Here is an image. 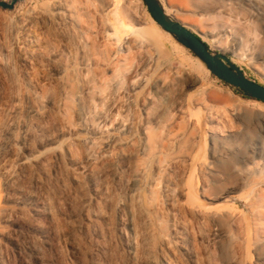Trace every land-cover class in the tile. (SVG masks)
Masks as SVG:
<instances>
[{"label": "rangeland", "instance_id": "374dc122", "mask_svg": "<svg viewBox=\"0 0 264 264\" xmlns=\"http://www.w3.org/2000/svg\"><path fill=\"white\" fill-rule=\"evenodd\" d=\"M159 1L264 86V0ZM125 4L151 24L142 0ZM30 8L40 11L36 22L15 6L0 8V264H264V243L254 244L264 238V200L257 198L264 160L247 147L256 134L254 101L262 108L264 102L211 75L172 36L174 43L160 38L165 54L149 50L153 62L143 67L145 47L135 56L126 42L107 38L111 0H30ZM88 33L125 59L107 80H91V102ZM183 59L199 62V70L188 80H170ZM161 60L165 66L153 72ZM138 62L135 104L125 79ZM151 74L156 87H144ZM163 81L174 82L161 90ZM109 86L115 96L104 91ZM77 106L80 118L71 113ZM228 107L240 108V117L227 114ZM215 109L226 110L216 115ZM99 114L115 120L103 125ZM211 125L225 135L237 172L211 159L205 143ZM131 128L133 146L112 161L111 135L126 136ZM73 133L82 142L71 140ZM205 158L208 168L199 166ZM190 182L196 192L187 199ZM226 187L236 200L217 199ZM210 213L221 219L214 222Z\"/></svg>", "mask_w": 264, "mask_h": 264}, {"label": "bare ground", "instance_id": "6f19581e", "mask_svg": "<svg viewBox=\"0 0 264 264\" xmlns=\"http://www.w3.org/2000/svg\"><path fill=\"white\" fill-rule=\"evenodd\" d=\"M29 1L30 0L18 1L16 3V5H14L15 6V12L18 13L19 16H21V17L23 16L27 22H36L40 16V11H38L35 8L26 9V5H27V3H29ZM252 3H253V0H252ZM111 7L112 8L110 10V17L108 18V22L106 21L107 23L110 24V27H111L110 32H107L108 30H105L107 32V33L105 32L107 34V38L114 39L115 44L116 43L121 44L123 42H126L125 44H127L126 47L128 50V51L126 50L127 54L131 52V53H135V56H136V53H138L137 52L138 47H145L147 49L146 50L147 54L144 53L145 55L143 58L144 59L143 67L145 65H148L151 62H153V56H152L153 54L149 53V50L154 49L155 54H156V50L165 54L164 49L162 48L163 46H162L161 39H160L161 37H164L165 40L170 42V43H174L173 40L171 39V35L169 33L165 32L156 23V21L154 19L151 18V21H150L151 24L148 25L142 19L138 18L133 13L132 9L127 7V5L125 4V0H111ZM165 10L167 12H169L168 9H165ZM43 17H44V14H43ZM126 20H128L129 23H126ZM18 28H19V25H18ZM85 29L87 30V28H85ZM104 34H103V36H104ZM106 34H105V37H106ZM132 37H134V38H132ZM88 38H89V45L87 44L88 46L86 48V51H84V52H85L86 61H87L86 66L88 64H91L93 77L92 76L90 77L89 84H88V86L85 87V95L87 96L88 101L91 102L92 97H91L90 93H94L93 92L94 86H92L91 80H98L99 82H101L103 80H107V76H111L114 73L115 69L117 67H119V65H121L122 61H124L125 59L120 58L119 54L115 50L112 49L113 48V47H111L112 45L110 46L108 43L107 44L104 43L103 45H99V43H97L96 38L94 37L93 34L88 33ZM238 39H239V43L241 45H243L244 43L247 42L246 38L239 37ZM140 49L141 48H139L138 51H140ZM83 57H84V55H83ZM259 57L264 58V56H262V55H259ZM136 61H137V59H136ZM165 63H166V60H161L160 62H157L156 64H154V69L152 68L154 70L153 72L159 70L162 66H165ZM123 64H125V63H123ZM86 66H85V71L87 72L88 69L86 68ZM199 67H200L199 62L191 63V62H188L187 60L183 59V62L181 63L180 68L174 72L173 77L170 80H188L190 77L192 78V76L194 75V70H196V69H197V71L199 70ZM138 69H140L139 68V62H138V68H134V70H132V72L129 75H127L128 77L125 79L128 82L127 89H129V91H131L132 97L134 99L133 102H135V104H137L140 101L139 100V94H138L139 92L137 90H135V88L132 87L131 84L135 81L133 79L136 77L137 71H139ZM157 80H159V79L157 77H153V75L151 74L150 76H148L147 78H145L142 81L143 86L144 87H152V86L156 87ZM173 82L174 81H172V82L171 81L170 82L163 81L161 90H166L168 87H170L172 85ZM110 87L111 86L105 88L104 91L107 92V89H109V92H107V95L115 96L116 95L115 91L113 92L110 89ZM96 95L101 96V92L97 91ZM100 96H99V99H101ZM261 106L262 105H260L259 102L254 101V107H256L255 108L256 111L253 114L251 124H252L253 128L255 129L256 134L254 135V137H250V139L247 142V147H249L250 150L254 154H257L260 158H262L264 160V108H262ZM226 109H224V110L222 109V112L224 113ZM215 110H216L215 111L216 115L218 114L217 112H220V114L222 113L221 110L220 111H217L218 109H215ZM212 111H214V110H212ZM226 111H227L226 112L227 114L229 111L230 114H232L236 117H240L241 112H240V108H238V107H228V109ZM71 113L80 118L83 115V109L81 107H78V106L72 107ZM114 120H115V118L112 121L108 122L107 119L100 114L96 117L97 122H103L104 123L103 125H107V126H111L112 122ZM197 121L199 123V120H197ZM80 136L81 135L78 136V134L73 133L70 139L80 142L82 140L81 138H79ZM135 137H136V129H133V128L129 129L128 134L126 136H120L118 134L113 133L110 137V141L108 143V146H110L111 148H115L117 151H116V153L110 155L111 160L112 161H119V160L123 159L126 154L124 155V152L122 151V149L127 148V147H132L134 144V141H135ZM224 141H226L225 135H222V137L219 136L217 134V131L215 130V128L212 127V125H211L210 134L208 135V138L206 139V142H205L207 145V148L209 150V154L211 156V159L215 160L216 162H219L221 164H224L223 165L224 170L230 169L232 171L237 172L238 169L236 168V161L234 159H231L228 156V154L225 152L226 147L224 146ZM65 142L67 143L68 140H66ZM132 156H134V155H130V157H132ZM87 159L89 160L90 164H92V165L96 164V162L93 159H91V158H87ZM241 159H243V158H241ZM209 163H210V161L208 162V160L205 158L202 161L200 160L199 166L204 167V168H208ZM191 179H192V177H190V180ZM148 181L150 182L151 180L149 178H146L145 182H148ZM191 182H193V180ZM191 182L189 184H187V187L184 184V186L186 187V190H185V187L183 188L186 191V192L185 191L184 192L186 193L185 196L187 197V199L188 198L191 199L193 194L196 192V190H195L196 186ZM140 197L142 198V201L144 203V201H145L144 195L142 194ZM221 198L225 199V201L226 200L227 201L236 200L235 199L236 197L233 196L231 193V187H226L223 190V192L218 195L217 199H221ZM257 198L261 201L264 200V189H262L258 193ZM187 201H189V200H187ZM221 204H222L221 202L216 203L215 206H220ZM143 211L146 214L149 213V209L146 206H145V208H143ZM232 215L234 216V213ZM209 219H212L215 222V220L216 221L220 220L221 216H219V215L217 216L216 213H210ZM260 232H261V234L264 235V228H262L260 230ZM263 243H264V238L254 240V244L257 248H258V246L261 248V246H263V245H259V244H263Z\"/></svg>", "mask_w": 264, "mask_h": 264}, {"label": "water", "instance_id": "95a60500", "mask_svg": "<svg viewBox=\"0 0 264 264\" xmlns=\"http://www.w3.org/2000/svg\"><path fill=\"white\" fill-rule=\"evenodd\" d=\"M21 0H0V8L11 10ZM151 17L192 56L200 60L208 72L242 92L245 98L264 102V86L252 81L229 58L210 48L199 36L176 18L166 14L159 0H142Z\"/></svg>", "mask_w": 264, "mask_h": 264}, {"label": "trees", "instance_id": "16d2710c", "mask_svg": "<svg viewBox=\"0 0 264 264\" xmlns=\"http://www.w3.org/2000/svg\"><path fill=\"white\" fill-rule=\"evenodd\" d=\"M239 93L243 94L242 92L238 91Z\"/></svg>", "mask_w": 264, "mask_h": 264}]
</instances>
